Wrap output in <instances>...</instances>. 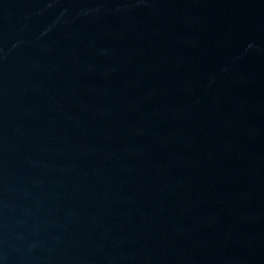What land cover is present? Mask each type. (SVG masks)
Masks as SVG:
<instances>
[{
    "label": "water",
    "instance_id": "obj_1",
    "mask_svg": "<svg viewBox=\"0 0 264 264\" xmlns=\"http://www.w3.org/2000/svg\"><path fill=\"white\" fill-rule=\"evenodd\" d=\"M0 264H264V0H0Z\"/></svg>",
    "mask_w": 264,
    "mask_h": 264
}]
</instances>
